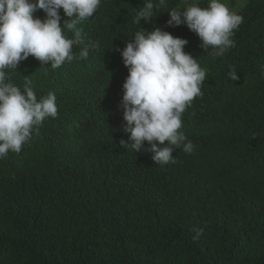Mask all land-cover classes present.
Listing matches in <instances>:
<instances>
[{
    "label": "trees",
    "instance_id": "obj_1",
    "mask_svg": "<svg viewBox=\"0 0 264 264\" xmlns=\"http://www.w3.org/2000/svg\"><path fill=\"white\" fill-rule=\"evenodd\" d=\"M143 2L101 0L77 26L85 43L98 42L87 59L79 44L59 68L30 55L8 72L22 91L30 80L38 99L54 92L58 114L0 159V264H264V0H223L244 18L223 57L186 25H167L168 11L193 0H166L137 24ZM155 27L186 39L184 51L207 70L182 115L194 151L177 149L166 165L147 141L139 152L120 144L132 141L117 96L128 69L116 49Z\"/></svg>",
    "mask_w": 264,
    "mask_h": 264
},
{
    "label": "clouds",
    "instance_id": "obj_2",
    "mask_svg": "<svg viewBox=\"0 0 264 264\" xmlns=\"http://www.w3.org/2000/svg\"><path fill=\"white\" fill-rule=\"evenodd\" d=\"M165 3L166 0H144L135 13V22H149L154 11ZM100 4L101 0H0V159L10 151L20 153L42 122L58 114L54 92L38 99L30 80H25L22 91L9 82L8 72L30 55L41 65L59 68L74 59L73 49L79 44L85 45L79 57L87 59L89 50L96 49L98 42L85 43L83 30L77 26L91 18ZM60 9L69 18L63 25ZM38 10L45 13L43 19L34 17ZM168 14V26L186 25L198 35L205 52L211 47L214 57H223L235 47L234 30L244 19L223 0H208L203 8L193 0L183 10H170ZM65 29L73 34L72 38L64 34ZM132 37L123 49H116L128 69L117 96H122L120 107L126 122L123 130L132 141L129 144L121 140L120 144L126 150L139 152L147 141L154 162L174 164L177 160L173 152L177 149L186 154L194 151L193 142L181 131L182 115L193 99L202 95L207 70L184 51L188 41L168 31L140 28ZM228 75L233 81L239 79L235 70ZM261 75L264 76V67ZM198 236L199 233L193 238Z\"/></svg>",
    "mask_w": 264,
    "mask_h": 264
}]
</instances>
